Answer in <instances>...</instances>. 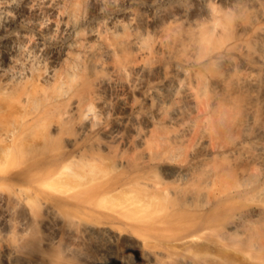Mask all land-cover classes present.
I'll list each match as a JSON object with an SVG mask.
<instances>
[{"label":"bare ground","instance_id":"1","mask_svg":"<svg viewBox=\"0 0 264 264\" xmlns=\"http://www.w3.org/2000/svg\"><path fill=\"white\" fill-rule=\"evenodd\" d=\"M162 1L80 0L79 5H85L89 15L102 11L120 13L128 23L127 33L119 39L108 36L106 46L86 49L81 80L62 94L64 109L55 121L42 127L43 133H38L47 111L24 123H19V119L25 116L27 103L39 96V90L56 82L57 56L30 42L28 31L39 32L44 40L49 39L55 31L65 28L66 4H70L67 9L70 16V9L77 2L0 0V124L17 125L8 131L10 135L0 137V144L13 149L7 152L1 144L4 152L0 154V162L9 158L14 162L15 155L20 160L31 145L48 142L52 135H62L60 140L66 147L75 145L90 132L88 118L92 113L96 110L113 113L120 117L119 121L101 133L102 142L95 156L89 160L77 158L80 171L70 175L72 180L73 175L82 180L75 181L78 187L86 189L84 179L92 178L98 183L104 178L110 166H104L103 161L113 149L119 154L115 168L126 165L125 152L137 153L145 159L143 163L151 164L146 137L162 114H167L166 124L182 123L174 141L183 137L191 127L190 115L196 110L204 115L207 105L197 106L204 104L205 85H209L208 103L211 101L214 106L218 101L229 100L231 94L235 97L240 124L243 130H252L255 142V153L243 156V161L264 168V0H216V5L210 0H188L185 4L146 11ZM127 4L138 9L123 8ZM110 24L114 31L123 30L120 18L110 19ZM102 33L89 28L85 35L87 40H98ZM46 64L44 73L23 67ZM137 99L144 101L139 117L123 121L122 117L133 109ZM15 102L21 105V110L8 112ZM208 127L204 121L200 123L193 146H206ZM196 152L187 166L161 165L165 183L183 184L197 165ZM31 166L28 165L30 169ZM20 176H10L8 181ZM104 181L97 187L105 199L134 195L126 214L96 216L85 212L87 208L83 206L86 210L83 212L79 207L81 212L77 215V207L74 217L79 219L75 220L74 229H63L59 214L73 209H68L67 202L56 194L44 191L40 182V187L36 185L31 190L16 187L14 199L0 191V264H183V260L167 261L166 254L178 250L182 255L187 247L193 250L181 259L195 260L192 264H228L225 258L216 263L211 260L200 251L197 239L192 236L179 239L180 243L164 245L149 231L143 233L142 230L151 227L145 215L151 213L154 203L160 204L161 196L156 193L157 186L145 182L139 172H128L125 178L108 184ZM14 204L21 206L19 212L15 213ZM33 204L38 206L36 212ZM259 212L258 208H248L247 215L233 214L223 223L224 231L240 232L246 216L253 218ZM81 215L90 217L84 219ZM136 234L145 235L142 242L133 236Z\"/></svg>","mask_w":264,"mask_h":264},{"label":"rangeland","instance_id":"2","mask_svg":"<svg viewBox=\"0 0 264 264\" xmlns=\"http://www.w3.org/2000/svg\"><path fill=\"white\" fill-rule=\"evenodd\" d=\"M75 1L77 5L70 9V16H67L70 4L68 2L66 4L63 15L66 23L65 28L55 31L49 39L44 40L39 32L28 31L30 42L45 51L52 52L55 57L57 56V66L54 71L57 83L54 81L53 85L49 84L39 90V96L37 94L35 99L27 103L26 113L20 112L25 116L19 119V123H24L36 115L48 112L45 114L42 126L36 131L38 133H43L45 129L42 130V127L55 121L60 111L64 109L66 103L61 100L62 94L76 87L81 80L85 71L83 62L86 49L106 46L108 36L119 39L127 33L128 23L120 13L102 11L95 15H89V9L83 4L79 5L80 0ZM210 1L214 5L217 4L216 0ZM186 2L188 0H164L147 7L146 11L152 12L160 8H167L172 4H185ZM123 8L138 9L136 5L132 4H127ZM113 18L122 19V31L113 30L110 24V19ZM89 28L103 32L98 40L86 39L85 34ZM116 59L114 57L113 60L116 61ZM23 67L29 71L35 69L44 73L48 65L40 67L26 65ZM60 77L61 79H59ZM29 80L30 78L27 81L29 82ZM205 86L207 92L203 97L206 100L204 99V104L197 106L199 108L202 105H207L204 115L202 116L203 113L197 112V110L190 115L191 127L183 134V137L180 136V139L174 141L173 138L180 133L182 123L166 124L164 119L167 114H162L163 116L154 121L149 128L146 137L148 155L153 162L151 164L143 163L145 159L138 156L137 153L125 152L123 158L126 165L123 168H115L113 165L119 154L113 149L108 154V159L103 161V165L110 166V169L100 181L105 180L104 183L108 184L114 180L125 178V174L128 172H139L145 182L157 186L156 193L161 196L160 204L154 203L149 210L151 213L145 215L150 221L151 227L150 229L143 228L142 231L143 233L149 231L153 238L157 239L158 237V240L165 243L164 245L180 243L179 239L185 240L188 238L184 237L192 236L197 239L196 245L200 251L207 254L215 263L219 259L225 258L228 264H264V168L252 162L243 161V156L248 157L255 153L252 130H243L239 120L240 115L236 109L238 103L233 94L229 100L218 101L215 106L213 102L209 101L212 105L210 106L208 98L211 97V94L208 91L211 87ZM20 106L15 102L10 105L8 112L18 113L21 110ZM143 106L144 101L137 99L133 109L122 117V120L123 118L125 121V119L139 117ZM119 118L113 113L105 114L96 110L88 118L91 128L90 132L82 138L83 142L80 140L75 145L66 147L60 140L62 135H52L48 142L31 145L27 152L21 155L20 160L17 159V155L13 158L14 162L10 161V158L7 161L1 160L0 191L15 197L16 187L31 190L34 186H39L40 182L44 191L56 194L67 202L68 209L74 210L69 213L59 211L63 229L75 228L77 222L75 220L79 218L74 217V213L78 210V214L77 212L75 214L79 215L83 206L87 208V210L86 208L82 209L83 212L90 211L96 216L99 213L126 214L125 209L134 195L121 196L120 194V198L113 196L108 200L109 198L105 199L99 192L101 188L97 186L100 181L94 183L95 180L92 178H89V181L87 178L84 179L86 187H88L85 189L78 187V182L75 181L79 180L76 179L78 177L75 178L73 175L75 180L70 177L76 170L80 171L81 163L77 158L89 160L95 156L94 153L102 142L101 133L115 125ZM187 120L188 118L184 119V121ZM200 120L209 126V132L205 136L206 146L196 145V147L193 146V143L202 122ZM16 126L15 124H6V122L1 123L0 137L10 135L8 131ZM1 144V147L6 149L5 145ZM1 149L0 154L4 152ZM11 150L13 149L5 151ZM195 151H197L195 154L197 165L193 168L188 179H185L183 184L165 183L160 166L165 164L173 167L187 166ZM19 162H22L21 165ZM28 165L33 167L31 166L30 169ZM63 170L64 172L59 178V174ZM12 174L21 176L16 177L13 181H8L10 176H13ZM68 174L69 176L66 178L65 175ZM33 205V211L36 212L38 206ZM14 207L15 213L21 210L20 205L14 204ZM90 208L92 210H88ZM248 208H258L260 210L258 216L253 218L246 216L247 221L242 222L243 226L240 228V232H225L222 226L225 220L233 214L242 212L244 214ZM85 217L81 215V218L85 219ZM89 217L90 215L86 219ZM119 227L123 228L122 225ZM133 236L141 242L145 238V235L140 236V234ZM192 250L193 248L187 247L182 255L178 250H172L166 254V260L177 259L185 261L183 264H192L195 260L181 259L182 256L188 257Z\"/></svg>","mask_w":264,"mask_h":264}]
</instances>
